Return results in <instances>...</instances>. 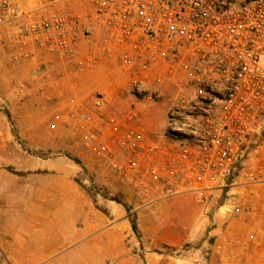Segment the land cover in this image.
<instances>
[{
    "label": "built area",
    "instance_id": "1",
    "mask_svg": "<svg viewBox=\"0 0 264 264\" xmlns=\"http://www.w3.org/2000/svg\"><path fill=\"white\" fill-rule=\"evenodd\" d=\"M5 31L11 61L31 67L16 95L51 102L47 127L104 181L196 204L264 185V0H0ZM99 69L121 75L122 106L81 95ZM145 105L165 106L156 132Z\"/></svg>",
    "mask_w": 264,
    "mask_h": 264
},
{
    "label": "rangeland",
    "instance_id": "2",
    "mask_svg": "<svg viewBox=\"0 0 264 264\" xmlns=\"http://www.w3.org/2000/svg\"><path fill=\"white\" fill-rule=\"evenodd\" d=\"M27 1L32 3L33 0ZM6 38L7 32H1L0 114H9L6 121L13 138L10 153L36 154L44 158L73 157L80 165V172L86 171L87 175L82 172V177L88 179L90 198L105 204L104 207L101 203L95 206L104 211L106 217L114 216L120 222L119 243L107 244L110 250L120 252L119 258L78 260L80 264H245L244 261L233 260L225 254L227 251H220L217 246L235 230V223L241 225L242 221L245 222L240 227L245 234L257 230L256 219L264 218V185L252 187L255 188L254 194L247 186L233 187L230 196L215 193L205 203L196 204L188 197H145L117 181H104L94 170L92 159L79 152L65 129L59 127L51 131L47 127L45 120L53 111L51 102L22 99L16 95L17 84L28 81L31 67L11 61ZM95 90L110 95L118 107L129 99L121 75L105 69L88 73L82 81V96ZM145 107L150 110L144 114L145 121L149 129L156 132L164 123L165 106ZM257 163L256 158H250V165ZM227 199H231L230 203ZM250 200L257 218L253 217L255 213L252 211L231 212L229 209L232 208L230 204L240 208L248 206ZM226 203L230 207L223 206ZM132 222L136 230L132 229ZM108 235L106 231L105 238ZM66 261V264H79L73 258Z\"/></svg>",
    "mask_w": 264,
    "mask_h": 264
},
{
    "label": "crops",
    "instance_id": "3",
    "mask_svg": "<svg viewBox=\"0 0 264 264\" xmlns=\"http://www.w3.org/2000/svg\"><path fill=\"white\" fill-rule=\"evenodd\" d=\"M4 116L0 114V255L11 264L119 258L120 252L107 244L119 243L120 222L95 206L105 204L90 198L88 179L82 177L86 171L81 169L82 174L67 155L10 153L13 138ZM244 223H235L217 249L237 262L264 264V218L256 219L251 234L240 230Z\"/></svg>",
    "mask_w": 264,
    "mask_h": 264
},
{
    "label": "trees",
    "instance_id": "4",
    "mask_svg": "<svg viewBox=\"0 0 264 264\" xmlns=\"http://www.w3.org/2000/svg\"><path fill=\"white\" fill-rule=\"evenodd\" d=\"M6 115H7L8 119H9V114L6 113ZM132 229H133V230H136V227H135V223H134V222H132Z\"/></svg>",
    "mask_w": 264,
    "mask_h": 264
}]
</instances>
